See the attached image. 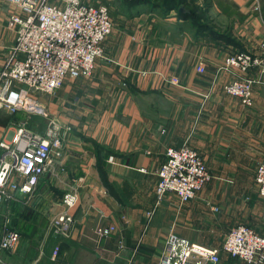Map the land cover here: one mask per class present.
I'll return each mask as SVG.
<instances>
[{
  "label": "crops",
  "instance_id": "0c3cea01",
  "mask_svg": "<svg viewBox=\"0 0 264 264\" xmlns=\"http://www.w3.org/2000/svg\"><path fill=\"white\" fill-rule=\"evenodd\" d=\"M206 2L215 32L149 3L110 4L111 32L92 74L66 78L56 92L39 96L48 114L30 129L44 134L48 121L55 123L60 145L53 147L62 154L32 192L0 205V221L20 229L16 249L0 250L2 264H158L171 237L218 249L217 264H245L222 243L237 225L264 233L255 183L264 160V75L253 85L251 106L243 107L223 89L241 74L219 68L229 52L259 51L264 22L253 0ZM15 13L0 0V71L12 58ZM26 118L0 109V139ZM183 144L201 155L211 179L188 202L173 194L157 201L165 151ZM69 190L77 199L70 227L53 235L50 221L65 209L61 198ZM108 226L115 231L96 232ZM26 235L38 239L20 250Z\"/></svg>",
  "mask_w": 264,
  "mask_h": 264
},
{
  "label": "built area",
  "instance_id": "2783aa9c",
  "mask_svg": "<svg viewBox=\"0 0 264 264\" xmlns=\"http://www.w3.org/2000/svg\"><path fill=\"white\" fill-rule=\"evenodd\" d=\"M17 13L11 15L15 24L12 58L0 71V109L8 114L23 111L28 115L47 117L46 105L39 99L59 89L66 78L89 77L98 59L104 58L102 42L110 34L112 24L106 4H89L85 0H8ZM22 54V58H18ZM220 69L236 70L241 74L223 86L224 92L251 105L253 84L264 75V38L256 54L232 51ZM196 70L205 71L202 62ZM257 75H250L251 71ZM172 84L178 79L172 77ZM57 126L48 121L44 134L21 125L9 126L0 139V205L5 200L32 192L43 174L61 156ZM155 187L157 201L173 194L180 203L188 202L211 179L201 155L183 144L168 147L165 160L157 171ZM258 194L264 201V160L255 169ZM71 190L65 192L61 204L65 209L50 221L53 235H65L71 224L70 208L76 202ZM114 226L98 227L105 236ZM20 233L5 218L0 221V250L14 251ZM59 251L56 244L51 252L54 260ZM222 251L245 264H264V233L246 225L232 227L222 243ZM219 250L171 237L165 242L158 264H217ZM0 264L2 262L0 261Z\"/></svg>",
  "mask_w": 264,
  "mask_h": 264
},
{
  "label": "trees",
  "instance_id": "16d2710c",
  "mask_svg": "<svg viewBox=\"0 0 264 264\" xmlns=\"http://www.w3.org/2000/svg\"><path fill=\"white\" fill-rule=\"evenodd\" d=\"M123 1H125L127 4L129 3L130 5H135L141 2L149 3L156 7H159L162 11L161 13L164 14H168L174 11L178 16L182 18L185 17L191 19L198 26L202 27L203 30L215 32L214 29H212V27L209 26V20L207 19L206 15H203V13L205 12L204 10L205 7L204 9L203 8L200 9L201 13L200 15H198L197 9L190 10L188 7L184 5L183 1L185 0H123ZM180 8H182L183 11H180ZM202 17L206 20V22L203 21V19H200ZM262 20L264 22V11H262ZM225 43L229 44V42L226 39H225ZM239 51H245V50H239ZM11 228L20 232V229L16 226L15 227L11 226Z\"/></svg>",
  "mask_w": 264,
  "mask_h": 264
},
{
  "label": "rangeland",
  "instance_id": "374dc122",
  "mask_svg": "<svg viewBox=\"0 0 264 264\" xmlns=\"http://www.w3.org/2000/svg\"><path fill=\"white\" fill-rule=\"evenodd\" d=\"M117 0H85V2L89 3V4H95V5H98V4H106L108 9L111 7L110 4L111 3H115ZM207 0H202V3L203 4H200V1H197V0H185L183 1L184 2V5L186 7H188L190 10H195L197 9L198 10V15H200L201 13V8L204 9V6L207 5L206 2ZM182 2V3H183ZM253 2H255L256 6L259 7L261 9V12L264 11V0H253ZM205 12L203 13V15H206L207 19L209 20V13H208V9H204ZM110 11V10H109ZM109 16H110V13H109ZM111 18V17H110ZM200 19H203V21L206 22V20L202 17ZM210 24H215V23H211V21L209 22ZM254 85V84H253ZM253 90V89H252ZM251 96H252V92H251ZM240 102V101H239ZM241 104V103H240ZM242 105V104H241ZM243 107H249L251 105H242ZM31 116V120L26 118L24 119L22 122L23 124L25 125V128H29L30 129V125L35 122V121H39L41 120V118H43L42 116H38V115H30ZM44 122V121H43ZM1 216H2V209L0 207V219H1ZM33 238V237H31ZM30 237H28L26 235L23 236V241H24V244L22 246L21 244V247H20V250L21 249H27L26 247L30 246L31 243H33L34 240L38 239V237H36L35 239H33L32 241L30 240L31 239ZM21 243V242H20ZM47 247L49 245H46Z\"/></svg>",
  "mask_w": 264,
  "mask_h": 264
},
{
  "label": "water",
  "instance_id": "95a60500",
  "mask_svg": "<svg viewBox=\"0 0 264 264\" xmlns=\"http://www.w3.org/2000/svg\"><path fill=\"white\" fill-rule=\"evenodd\" d=\"M180 11H183L182 8H180Z\"/></svg>",
  "mask_w": 264,
  "mask_h": 264
}]
</instances>
